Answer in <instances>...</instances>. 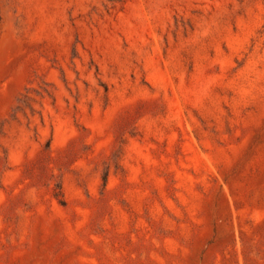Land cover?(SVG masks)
I'll list each match as a JSON object with an SVG mask.
<instances>
[{
	"label": "rangeland",
	"instance_id": "rangeland-1",
	"mask_svg": "<svg viewBox=\"0 0 264 264\" xmlns=\"http://www.w3.org/2000/svg\"><path fill=\"white\" fill-rule=\"evenodd\" d=\"M0 264H264V0H0Z\"/></svg>",
	"mask_w": 264,
	"mask_h": 264
}]
</instances>
